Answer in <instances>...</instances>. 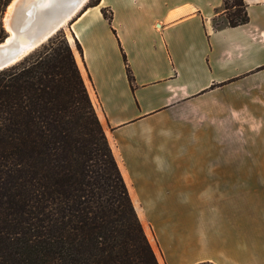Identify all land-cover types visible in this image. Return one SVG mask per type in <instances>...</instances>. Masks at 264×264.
I'll return each instance as SVG.
<instances>
[{
  "label": "crops",
  "instance_id": "0c3cea01",
  "mask_svg": "<svg viewBox=\"0 0 264 264\" xmlns=\"http://www.w3.org/2000/svg\"><path fill=\"white\" fill-rule=\"evenodd\" d=\"M244 2L249 21L234 27L223 0H100L68 23L160 264H264L261 202L251 243H241V218L223 212L246 176L264 177V0ZM249 137L260 151L245 152Z\"/></svg>",
  "mask_w": 264,
  "mask_h": 264
},
{
  "label": "trees",
  "instance_id": "16d2710c",
  "mask_svg": "<svg viewBox=\"0 0 264 264\" xmlns=\"http://www.w3.org/2000/svg\"><path fill=\"white\" fill-rule=\"evenodd\" d=\"M221 12L249 21L244 0ZM69 43L60 29L0 70V264H160Z\"/></svg>",
  "mask_w": 264,
  "mask_h": 264
},
{
  "label": "rangeland",
  "instance_id": "374dc122",
  "mask_svg": "<svg viewBox=\"0 0 264 264\" xmlns=\"http://www.w3.org/2000/svg\"><path fill=\"white\" fill-rule=\"evenodd\" d=\"M89 1L90 0H88L86 5L89 3ZM224 18H226V17H224ZM221 21H222L221 18L216 19L217 23H220ZM68 23L62 28V31H63L66 39L68 40V42H70L69 44H71V43L73 44L72 49L74 51V55L75 54L78 55L79 51L76 48V44L73 43V38L69 34ZM250 131L252 132L253 130H250ZM246 140H247V142L245 143V152L253 153V152L260 151V148H258V146L254 144V140L252 137H249ZM249 142H250V144H248ZM261 151L263 152L264 150H261ZM247 163H249V162H247ZM250 163H253V162L250 161ZM262 163L264 165V162H262ZM244 183L247 185V191L245 193H235V194L231 193L230 199H229L230 200V207H229V209H224V211H223L224 215L225 216L228 215L230 218H233V217H240L241 218V220L239 221L241 223V225H239V226L241 228L240 233L242 234V235H240V239H242L241 243H243V244L251 243V241H249L248 239L253 238L255 231L257 232V229L255 230V227H254L255 216H256L254 214L255 213V210H254L255 204L261 202V205L263 206L261 211H262L263 216H264V177L259 178V177H254V176H246L244 178ZM255 184L261 185V187H260L261 191L260 190L254 191V188L252 186ZM214 211L217 213L218 210H214ZM136 212H137L139 219H140V221L144 227V230H145V233H146L148 239L149 238L152 239V235H153L154 231H153L151 225L149 224V222L147 220L146 221L144 220L143 213H142L143 210L136 209ZM216 213H214L215 217L217 216ZM235 222H238V221H234V220L232 221L231 220V223H230L231 231L238 227V225L233 224ZM262 227H263L262 232H264V225H262Z\"/></svg>",
  "mask_w": 264,
  "mask_h": 264
},
{
  "label": "water",
  "instance_id": "95a60500",
  "mask_svg": "<svg viewBox=\"0 0 264 264\" xmlns=\"http://www.w3.org/2000/svg\"><path fill=\"white\" fill-rule=\"evenodd\" d=\"M13 1L14 0L9 1L2 18L5 30L6 14L10 4H12ZM28 2V0H18L15 2V5L17 7V5L20 3V10L22 12L29 6ZM80 2L81 0H64V3L65 5H67V7L61 16L71 12L76 6L79 5ZM26 13H28V10L26 11ZM29 14L23 15L21 13V15L17 16V18L14 17L11 19L10 24L14 34H12V37L7 40V38L11 35V31L6 30L7 35L0 42V70L19 62L27 55H29L33 50L47 41L57 31H59H51L43 40H41L39 43H36L39 38L38 36L40 35L41 28L38 26L37 29H33L30 31L31 26L34 23V18L31 15L30 17ZM55 20H58V16L55 17ZM51 24L52 22H49L47 26L49 27ZM28 33L29 36H25V34L27 35Z\"/></svg>",
  "mask_w": 264,
  "mask_h": 264
},
{
  "label": "bare ground",
  "instance_id": "6f19581e",
  "mask_svg": "<svg viewBox=\"0 0 264 264\" xmlns=\"http://www.w3.org/2000/svg\"><path fill=\"white\" fill-rule=\"evenodd\" d=\"M18 0H14L12 4H10L7 14H6V22L5 27L6 30L11 31V35L7 38L9 40L12 37V34H14L13 30L11 29V19L17 18V16L21 15H31L34 18V23L30 28L31 30L37 29L39 26L40 29V35L38 36V40L36 43H39L41 40H43L51 31L54 30H60L62 29L69 21L70 19L82 8V6H85L88 0H81L78 6H76L71 12L64 14L61 16L66 9L67 5H65L64 0H28L29 6L24 9L22 12L20 10V3L15 5V2ZM28 10V13L26 11ZM30 16V17H31ZM58 16V20H55V17ZM49 22H52V26H47ZM29 31V32H30ZM25 36H29V33Z\"/></svg>",
  "mask_w": 264,
  "mask_h": 264
}]
</instances>
